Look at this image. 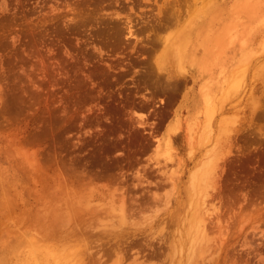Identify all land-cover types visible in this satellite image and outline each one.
I'll return each mask as SVG.
<instances>
[{
    "label": "rangeland",
    "instance_id": "374dc122",
    "mask_svg": "<svg viewBox=\"0 0 264 264\" xmlns=\"http://www.w3.org/2000/svg\"><path fill=\"white\" fill-rule=\"evenodd\" d=\"M118 262L264 264V0H0V264Z\"/></svg>",
    "mask_w": 264,
    "mask_h": 264
},
{
    "label": "bare ground",
    "instance_id": "6f19581e",
    "mask_svg": "<svg viewBox=\"0 0 264 264\" xmlns=\"http://www.w3.org/2000/svg\"><path fill=\"white\" fill-rule=\"evenodd\" d=\"M216 41H217V40H216ZM240 81H241V80H240ZM240 83H241V82H240ZM240 83H239V84H240ZM209 113H210V112H209ZM211 159H212V158H211ZM209 160H210V158H209ZM210 161H211V160H210ZM208 162H209V161H207L206 163H208ZM212 162H214V160H212ZM212 162H211V163H212ZM206 163H205V164H206ZM211 163H210V164H211ZM213 164H214V163H212L211 165H213ZM211 165H210V167H213V166H211ZM206 166H208V164H207ZM214 166H215V165H214ZM202 167H203V166H201V168H202ZM201 168H200V169H201ZM204 168H205V169H204ZM204 168H202L198 173H197L198 170L196 171L197 174H196V175L194 174V176H193V178H192L193 180H192V183H191V184H192V190H196V192H197V193H200V194L202 193V195H201L202 197H204L205 195L208 194V193L206 194V192H207V188H209V186L207 187V184H208V180H210V179H209V171H210V170H209L208 167H205V166H204ZM212 170H214V168H213ZM168 177H169V176H168ZM210 178H211V177H210ZM190 188H191V186H190ZM193 194H194V193H193ZM194 195H195V194H194ZM197 195H198V194H197ZM201 196H200V197H201ZM205 197H206V196H205ZM122 199H123V198H122ZM201 201H202V200H201ZM194 203H195V202H194ZM204 204H205V203H204ZM204 204H203V205H204ZM121 205H122V204H121ZM121 205H119V206H121ZM197 205H198V204H197ZM200 205H201V204H200ZM193 206H194V205H193ZM124 207H125V206H124ZM120 208H121V207H120ZM198 208H199V207H198ZM194 210H195V209H194ZM200 210H201V209H200ZM200 210H198V211H200ZM198 211H197V213L195 212L196 215L194 214V216H193V217H195V218H194V220L191 221L192 223L190 222V224H192V225H191V228H193V231H195V236H196V233H197V235H198L199 230H200V234H199L200 237H199V235H198V238H199V239L196 237L198 240H197V241L195 240V241L201 243L199 240L203 239L205 234L201 233L203 230L201 231V228H200L201 226H200V225L203 224V220L201 221V219L199 218V216H200L199 214H202V213H199ZM130 212H131V210H130ZM200 212H202V210H201ZM201 216H202V215H201ZM121 219H123V218H121ZM127 219H128V217H127ZM190 219H191V218H190ZM192 219H193V218H192ZM199 219H200V221H199ZM200 222H202V223L199 225L198 223H200ZM109 226H110V225H109ZM196 228H198V230H197ZM132 230H134V229H132ZM134 231H135V230H134ZM203 232H205V231H203ZM127 233H128V232H127ZM123 235H124V234H123ZM122 245H123V244H122ZM200 245H201V244H200ZM200 245H199V247H200ZM202 245H203V244H202ZM197 250H198V249H197ZM121 252H123V251H121ZM118 264H119V262H118Z\"/></svg>",
    "mask_w": 264,
    "mask_h": 264
}]
</instances>
